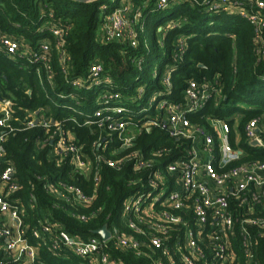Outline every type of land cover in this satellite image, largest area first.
Returning <instances> with one entry per match:
<instances>
[{
    "label": "trees",
    "instance_id": "trees-1",
    "mask_svg": "<svg viewBox=\"0 0 264 264\" xmlns=\"http://www.w3.org/2000/svg\"><path fill=\"white\" fill-rule=\"evenodd\" d=\"M146 1L0 0V30L25 40L33 49L45 36L40 29L48 12L52 11L68 27L64 48L68 74L55 47L51 72L31 63L26 57L10 58L0 51V99L13 103L9 126H0V135L6 132L3 143L6 159L15 166L21 185L13 197L21 202L23 208V226L28 229L26 238L30 244L38 246L39 261L43 264H101L93 257H81L69 249L53 252L48 236L42 240L35 238L33 229L41 227L40 223L46 219L59 223L76 239L99 236L95 231L104 225L111 230L117 229L121 234L144 239L123 226V205L143 184L135 181L147 178L149 172L135 171L132 162L124 163L120 169L103 163L96 170L97 153L123 159L140 151L163 168L186 152L184 140L170 137L158 126L150 131L143 128L133 146L125 150L119 151L122 141L115 133H111L110 142L106 145L103 141L106 133L97 123H86L87 115L96 108V90L79 89L71 82L77 77H87L94 62L102 63L104 74L110 76L115 87L127 98L126 104L135 108L139 101L132 102L131 98L140 87L145 91L140 100L149 101V96L157 92L158 99L162 96L160 94H164L162 97L176 103L183 101V91L190 80L201 82L218 77L221 100L217 102L212 97L203 109L190 114V119L210 130L213 128L208 117L227 120L231 125L232 146L240 147L244 152L242 159L235 164L264 161V146L252 145L244 132L250 119L264 114V53H257L260 47L255 26L241 14L207 10L203 0L175 4L169 8L168 15L156 20V0H149L141 18L135 23L138 45L100 39V30L108 15L124 3L131 4L135 11ZM133 15L134 12L131 13ZM182 37L185 38L183 52L177 44ZM262 47L264 50V45ZM164 50L167 54L154 72L153 63L162 57ZM37 67H40L39 73ZM170 68L173 86L168 93L163 80ZM38 110V118L61 121L64 128L74 134L75 142L82 146L93 164L89 176L77 171L69 159L60 164L51 157L52 145L49 140L45 141L48 133L43 126H26L28 113ZM236 115H241L239 134L234 128ZM132 121L141 124L140 117L134 116ZM262 136L264 139V133ZM38 141H42L43 147L38 148ZM99 143H103L101 147ZM105 145L106 149L103 148ZM97 172L98 184L95 181ZM49 185L59 191L65 190L64 185H76L93 197L92 202L88 206L77 205L54 192ZM83 216L86 218L82 219ZM253 231L257 233L256 228ZM143 250L150 252L146 247ZM232 250L235 254L232 264H264V235L258 236L251 260L246 257L239 236L233 239ZM105 251L120 264H150L147 254L138 255L133 249L107 246Z\"/></svg>",
    "mask_w": 264,
    "mask_h": 264
},
{
    "label": "built area",
    "instance_id": "built-area-1",
    "mask_svg": "<svg viewBox=\"0 0 264 264\" xmlns=\"http://www.w3.org/2000/svg\"><path fill=\"white\" fill-rule=\"evenodd\" d=\"M148 1L135 11L129 3L118 7L105 18L100 39L105 42L128 41L132 46L138 45L135 23L141 18L142 10L147 8ZM184 1L188 0H156L154 8L167 10ZM202 3L209 11L238 13L246 17L255 26L256 41L260 47L257 53H264V0H203ZM47 14L40 29L45 36L39 40L36 49L31 48L25 40L0 30V51L10 58L26 57L31 63L39 64L51 72L55 47L63 61V69L68 74L64 50L68 27L52 11ZM177 44L183 52L185 38L178 39ZM37 72H40V67H37ZM71 82L79 89L107 88L99 97L94 112L87 115L86 121L87 124L97 123L106 133L103 140L106 145L110 142L111 133H115L122 141L119 151L125 150L133 146L143 128L150 131L152 127L158 126L170 137L184 140L187 143L186 152L163 168L140 151L132 152L123 159H114L104 153L95 156L96 170L103 163L120 169L124 163L132 162L135 171L149 172L147 178L135 181L143 184L123 205V226L144 239L121 234L109 227L111 236L107 240L100 235L86 240L76 239L51 219L40 221L41 227L33 229L35 238L42 240L48 236L53 252L69 249L78 256L93 257L101 264H120L105 251L107 246L133 249L138 255L147 254L150 264H232L235 260L233 239L236 236L240 238L246 257L249 260L254 257L253 248L257 238L264 235V161L235 164L242 159L244 152L231 144L230 123L208 117V123L213 128L210 130L205 125L193 122L189 116L203 109L212 97L217 102L221 100L218 77L201 82L192 79L183 91V101L173 103L165 99L161 102L163 106L156 109L155 105L160 101L155 95L149 99L150 108L141 110H133L132 106L126 104L127 98L115 87L110 76L104 74L100 62L91 64L87 77H77ZM163 84L165 92L171 93V68L165 74ZM144 94V87H140L131 98L132 102L139 101ZM12 110L11 100L0 99V126H9ZM37 114L28 113L26 126L31 128L40 124L46 129L48 136L45 141L51 142V157L60 164L69 159L77 171L89 176L93 164L82 146L75 142L74 134L66 130L61 121L38 118ZM134 116L141 118L140 125L132 121ZM263 117L264 114L250 119L244 129L247 140L250 143L258 141V146H264ZM240 119L241 115L234 118L237 134L240 133ZM5 139L6 132H3L0 135V264H43L39 261L38 246L30 244L26 238L28 229L23 226L21 202L13 197L21 185L15 166L6 159ZM37 146L43 147L42 141H38ZM95 181L97 184L100 181L98 172ZM49 187L80 206H88L93 199L76 185H64V191L52 185ZM253 228H256V234ZM143 247L150 252L146 253Z\"/></svg>",
    "mask_w": 264,
    "mask_h": 264
},
{
    "label": "rangeland",
    "instance_id": "rangeland-1",
    "mask_svg": "<svg viewBox=\"0 0 264 264\" xmlns=\"http://www.w3.org/2000/svg\"><path fill=\"white\" fill-rule=\"evenodd\" d=\"M169 9H167V10H158V12H157V14H156V20H160L161 18H163V17H165L166 15H168L169 14ZM160 37V36H159ZM150 41L152 42L153 41V38H151L150 39ZM166 54H167V52L164 50L163 51V55H162V57H160V58H158V59H156L155 61H154V63H153V71L155 72V70L161 65V63H162V61H163V59H164V57L166 56ZM106 87H103V88H100V87H95V90H96V92H97V100H96V104H95V106H97L98 105V101H99V97L102 95V93L103 92H105L106 91ZM159 96V93H157V92H153L152 94H151V96H149V97H152V99L154 98L153 96ZM166 98L165 97H162V96H160V98L158 99V101H160L158 104H157V106L155 105V107H156V109H160L161 108V106H163V103H161V102H163L164 100H165ZM151 100V99H150ZM157 100V99H156ZM137 106L138 107H136L138 110H141L142 108H150V104H149V101L148 100H139V102H138V104H137ZM158 107V108H157ZM136 108L135 107H133L132 109L133 110H136ZM94 111H92V113H93ZM91 114V113H90ZM147 114V113H146ZM264 118V117H263ZM263 122H264V119H263ZM263 128H264V123H263Z\"/></svg>",
    "mask_w": 264,
    "mask_h": 264
},
{
    "label": "water",
    "instance_id": "water-1",
    "mask_svg": "<svg viewBox=\"0 0 264 264\" xmlns=\"http://www.w3.org/2000/svg\"><path fill=\"white\" fill-rule=\"evenodd\" d=\"M75 1L87 2V1H89V0H75ZM30 92H31V91H29V93H30ZM39 111H40V110H38L37 113H38ZM36 121L38 122V119H37ZM251 144L254 145V146H258V145H259L258 141H256V140H253V141L251 142ZM95 233L98 234V235H100L104 240H107V239L110 238V236H111V231L108 229V226H107V225H104V226H102L101 228L97 229V230L95 231Z\"/></svg>",
    "mask_w": 264,
    "mask_h": 264
}]
</instances>
